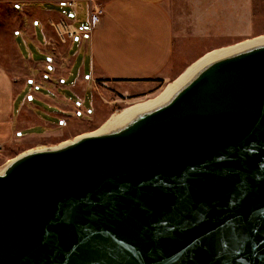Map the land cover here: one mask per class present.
I'll list each match as a JSON object with an SVG mask.
<instances>
[{"label": "water", "instance_id": "95a60500", "mask_svg": "<svg viewBox=\"0 0 264 264\" xmlns=\"http://www.w3.org/2000/svg\"><path fill=\"white\" fill-rule=\"evenodd\" d=\"M0 264H264V43L101 134L15 157Z\"/></svg>", "mask_w": 264, "mask_h": 264}, {"label": "crops", "instance_id": "0c3cea01", "mask_svg": "<svg viewBox=\"0 0 264 264\" xmlns=\"http://www.w3.org/2000/svg\"><path fill=\"white\" fill-rule=\"evenodd\" d=\"M67 1L0 0V4L12 5L16 10L33 12L31 19L26 20L29 21L28 30L17 31L14 35L17 52L28 67L30 77L27 82L17 88L19 80L15 74L19 72L8 70L0 62V154L8 155L2 156L6 161L12 158L8 150L12 149L15 139L33 135L25 131L31 127L19 129L24 109L45 128L56 127L59 126L57 122H64L63 118L70 117V111L60 106L68 107L71 99L60 91L69 90L78 94V86L84 89L86 83L95 77L123 83H151L168 79L172 74L176 33L170 0H74L76 10L79 4L87 9L88 22L94 7L103 14L90 33L63 42L54 36L53 24L61 21L72 23L75 27L77 24L61 12L71 9L66 5ZM38 30L42 33L41 40L36 33ZM22 42L27 46L26 53L21 50ZM81 55L83 62L71 84ZM56 56H60L61 61ZM87 56L90 57V73L85 67ZM29 87L28 95H32L34 101H40L39 106L24 101L23 92H27ZM84 90L82 100L85 104L89 92L86 88ZM43 105L55 111H47ZM90 110L88 114L94 112Z\"/></svg>", "mask_w": 264, "mask_h": 264}, {"label": "rangeland", "instance_id": "374dc122", "mask_svg": "<svg viewBox=\"0 0 264 264\" xmlns=\"http://www.w3.org/2000/svg\"><path fill=\"white\" fill-rule=\"evenodd\" d=\"M169 7L176 33L170 78L151 83H123L95 77L84 87L89 92L85 104L82 100L85 90L79 86L76 89L78 94L69 90L60 91L66 98L71 99L68 107L60 106L70 111V117L63 118L64 122H57L59 126L56 127L45 128L37 122L36 117H31L24 109L20 116L23 121L19 124V129L31 127L25 131L33 135L15 139L12 149L8 150L12 157L9 161L2 157H8V155L0 154V170L23 153L58 147L83 135L95 133L114 115L158 98L208 53L264 37V0H170ZM61 12H65L71 21L77 22L76 27L79 31L90 28L87 9L83 4H79L76 13L67 8ZM32 13L28 9L16 10L12 5L0 4V62H3L8 70L19 72L15 74L16 79L19 80L16 82L17 88H20V84L27 82L30 75L27 74V64L17 52L14 35L17 31L28 30L29 21L26 20L31 19ZM53 30L54 36L59 38L55 29ZM36 33L41 40V31L38 30ZM21 50L23 53L27 52L24 42L21 44ZM87 57L85 67L90 73V57ZM55 58L61 61L60 56ZM83 59L81 55L74 69L75 77L72 76L70 80L71 84L78 75V68ZM29 90L30 87L27 92H23L24 101L34 102L39 106L40 101H34V97L28 95ZM84 106L88 107L89 111ZM43 107L47 111H55L51 110L50 106L48 108L43 105ZM90 109L94 110L92 114H88ZM45 130L47 133H44ZM22 133L24 134V131Z\"/></svg>", "mask_w": 264, "mask_h": 264}, {"label": "bare ground", "instance_id": "6f19581e", "mask_svg": "<svg viewBox=\"0 0 264 264\" xmlns=\"http://www.w3.org/2000/svg\"><path fill=\"white\" fill-rule=\"evenodd\" d=\"M264 43V37H260L258 39L252 40V41H247L235 46H231L225 49L221 50H216L213 52L208 53L205 55L201 60L194 66H192L189 70H187L181 77H179L172 85H170L158 98L154 100H150L146 103L140 104L138 106H134L132 108H128L124 110L122 113L114 115L102 128H100L98 131L92 134H101L110 128H112L115 125H119L124 121L127 117L130 115L140 112L143 110H147L149 108H152L162 102H164L168 97L174 92V90L177 89V87L181 84L184 83L192 74L195 72V69L200 67V65L209 62L212 59H216L249 47H252L257 44H263Z\"/></svg>", "mask_w": 264, "mask_h": 264}, {"label": "built area", "instance_id": "2783aa9c", "mask_svg": "<svg viewBox=\"0 0 264 264\" xmlns=\"http://www.w3.org/2000/svg\"><path fill=\"white\" fill-rule=\"evenodd\" d=\"M66 5L69 8H71L73 11L76 10V2L74 0L67 1ZM74 13H76V12L74 11ZM102 14H103V12L100 9H98L96 7L93 8V13H92L90 21H89V23H90V30L89 31L81 32L74 26V24L68 23L65 21H61V22L53 24V28L57 32L58 37L63 42H65L67 39H73L74 37L79 36L81 34L90 33L92 28H94L99 23V20H100V17ZM0 148H1V146H0Z\"/></svg>", "mask_w": 264, "mask_h": 264}]
</instances>
